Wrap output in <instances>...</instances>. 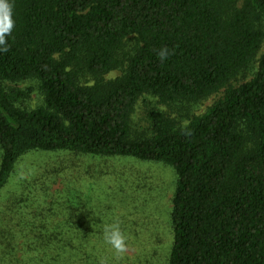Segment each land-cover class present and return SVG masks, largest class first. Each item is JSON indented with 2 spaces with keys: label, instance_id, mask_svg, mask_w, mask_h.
<instances>
[{
  "label": "trees",
  "instance_id": "obj_1",
  "mask_svg": "<svg viewBox=\"0 0 264 264\" xmlns=\"http://www.w3.org/2000/svg\"><path fill=\"white\" fill-rule=\"evenodd\" d=\"M9 2L0 193L35 152L166 165L176 175L166 264H264V0ZM114 71L121 76L106 80ZM24 82L43 104H28L35 89L16 87ZM145 97L180 119L152 109L138 127ZM66 191L26 246L38 264H106L108 244L92 239L99 218L83 219L82 195Z\"/></svg>",
  "mask_w": 264,
  "mask_h": 264
},
{
  "label": "rangeland",
  "instance_id": "obj_2",
  "mask_svg": "<svg viewBox=\"0 0 264 264\" xmlns=\"http://www.w3.org/2000/svg\"><path fill=\"white\" fill-rule=\"evenodd\" d=\"M119 76L121 72L114 71L105 79ZM250 79H240L234 85H242ZM16 87L35 89L28 102L32 108L43 104L33 82ZM223 95L224 90L205 100L195 114L205 113ZM152 109L180 119L174 106L145 97L138 102L133 117L135 125L147 128L148 113ZM175 186L173 169L162 164L61 152L28 154L0 193V264H38L36 253L26 246L34 239L32 225L40 226L51 200L66 190L82 195L86 203L83 219L99 218L97 223L101 224L93 240L104 243L105 226L119 224L127 248L117 253L107 245L102 253L108 258L106 264H166L173 242L171 210Z\"/></svg>",
  "mask_w": 264,
  "mask_h": 264
},
{
  "label": "clouds",
  "instance_id": "obj_3",
  "mask_svg": "<svg viewBox=\"0 0 264 264\" xmlns=\"http://www.w3.org/2000/svg\"><path fill=\"white\" fill-rule=\"evenodd\" d=\"M12 17L13 10L9 0H0V53L9 51L6 37L11 35L14 28V20ZM157 55L158 59L163 62L169 55L168 49L161 48ZM103 239L117 253L126 251V237L122 233L119 224L113 223L106 225L103 231Z\"/></svg>",
  "mask_w": 264,
  "mask_h": 264
}]
</instances>
